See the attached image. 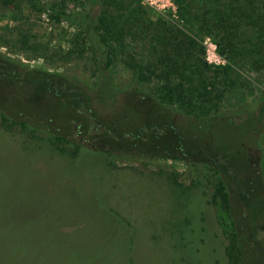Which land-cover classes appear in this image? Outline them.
<instances>
[{"label":"rangeland","instance_id":"rangeland-1","mask_svg":"<svg viewBox=\"0 0 264 264\" xmlns=\"http://www.w3.org/2000/svg\"><path fill=\"white\" fill-rule=\"evenodd\" d=\"M120 1L136 9L139 23L105 71L117 97L101 104L89 90L106 69V51L90 52L78 27L27 0H0V54L17 66L11 79L25 83L0 78V106L15 120L42 125L34 138L4 125L0 110V264H227L231 224L250 238L248 264H260L264 118L258 122L255 111L263 57L249 47L222 55L183 0ZM168 28L182 31L180 44H200L212 68L229 71L233 85L207 127V118L156 99L154 82L140 80L130 65L162 54ZM243 32L252 36V29ZM35 69L47 78L37 79ZM53 134L70 138L69 154L82 142L80 155H63L42 140ZM220 178L232 216L212 203ZM186 187L193 190L185 206ZM188 221L195 234L183 236L179 227ZM90 254L96 259H86Z\"/></svg>","mask_w":264,"mask_h":264},{"label":"trees","instance_id":"trees-1","mask_svg":"<svg viewBox=\"0 0 264 264\" xmlns=\"http://www.w3.org/2000/svg\"><path fill=\"white\" fill-rule=\"evenodd\" d=\"M27 1L39 10L49 13L52 20H64L78 27V37L82 43L88 45L89 42L92 44V47L89 46V49L91 48L90 52L93 53L99 48V50L104 49L106 51V69L100 71V73L96 66L100 75L97 76V86L94 89L90 88L89 92L92 97L96 96L95 100L101 104L109 103L114 97H117V93L111 84V76L105 71L109 70L114 63L116 47L125 48L129 44L128 38L134 40V28L139 23L136 9H129L126 7L127 3L120 0ZM183 2L186 3V10H195L194 15L188 12L190 14L189 19L192 17L200 19L204 32L216 41L222 55L237 57L241 50L249 47L252 52L264 59V0H183ZM73 6L77 11L76 14H73L75 12L71 8ZM77 7L80 9L78 10ZM245 28L252 29L251 37L246 35L243 38V30ZM176 33L182 34V31L176 32L168 28L164 32L162 36V43L165 41L163 43L164 49H162V54L158 57H155V59L150 58L143 62L134 60L130 62V65L140 80L148 83L154 82L156 99L161 103L178 106L185 115L208 119L207 127L212 123L210 120L213 115H218L220 112L223 101L229 93L233 82L226 68H212L209 65L202 55L204 50L200 44L193 45L186 42L182 45L178 41L180 36ZM23 41L27 43L26 39ZM95 55L97 56L98 52ZM16 68L17 66L12 61L0 54V78L17 84H25L24 81L19 82L11 79ZM34 73L36 75L32 74L39 76L37 79L44 80L47 78V75L38 69H35ZM31 82L38 83L34 81L29 83ZM257 104L255 115L258 118V122H261L264 118V91L261 93ZM4 109V107L0 106L4 125H19L23 131L30 132L32 137H40L36 132L41 129L42 125L15 120ZM235 122L231 121V123ZM42 140L48 142L57 152L73 156L74 158L80 155V151L84 146L82 142L75 141V149L72 154H69V150L64 147L65 142H72L69 137L53 134L48 139L44 137ZM171 179L176 188L182 189V184L173 174ZM185 189L180 191H182L183 195H188V197L186 196V206L193 189L191 187H186ZM212 203L221 204L225 211L228 212V215L232 216L233 209L228 186L221 178L212 196ZM236 220L232 219L234 223ZM188 222V225L184 226L185 229H183V225L179 227V230H183V236L185 234H195V229L190 227L191 221ZM252 223L253 228L256 229L257 223ZM249 224H251L250 220ZM91 226L92 224L87 231ZM231 227L232 230L228 234L229 241L226 252L227 264H248L245 244L250 238L246 240L244 236H241L236 225L231 224ZM92 254L88 255L86 259H96ZM258 258V262L264 264L262 260L264 257L260 258L258 256ZM122 260H125L124 264H134L131 259L128 261L123 258ZM86 264L94 263L90 261L86 262Z\"/></svg>","mask_w":264,"mask_h":264},{"label":"built area","instance_id":"built-area-1","mask_svg":"<svg viewBox=\"0 0 264 264\" xmlns=\"http://www.w3.org/2000/svg\"><path fill=\"white\" fill-rule=\"evenodd\" d=\"M216 61H219V59H217Z\"/></svg>","mask_w":264,"mask_h":264}]
</instances>
